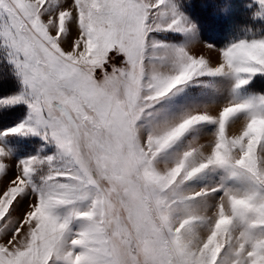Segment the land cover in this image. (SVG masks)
<instances>
[{
    "label": "snow or ice",
    "instance_id": "1",
    "mask_svg": "<svg viewBox=\"0 0 264 264\" xmlns=\"http://www.w3.org/2000/svg\"><path fill=\"white\" fill-rule=\"evenodd\" d=\"M0 0V264H264V0Z\"/></svg>",
    "mask_w": 264,
    "mask_h": 264
},
{
    "label": "trees",
    "instance_id": "2",
    "mask_svg": "<svg viewBox=\"0 0 264 264\" xmlns=\"http://www.w3.org/2000/svg\"><path fill=\"white\" fill-rule=\"evenodd\" d=\"M195 14L201 20L206 34L214 35L221 26V22L216 20L212 15L211 8L205 9L199 6V0L197 7L195 8Z\"/></svg>",
    "mask_w": 264,
    "mask_h": 264
}]
</instances>
